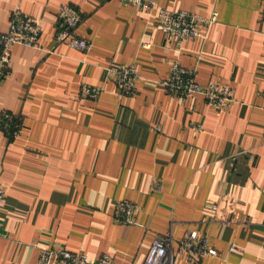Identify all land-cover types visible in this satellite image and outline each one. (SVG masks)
I'll return each instance as SVG.
<instances>
[{
    "label": "crops",
    "instance_id": "crops-1",
    "mask_svg": "<svg viewBox=\"0 0 264 264\" xmlns=\"http://www.w3.org/2000/svg\"><path fill=\"white\" fill-rule=\"evenodd\" d=\"M83 20L82 52L56 42L58 8ZM218 20L205 37L180 39L156 10L121 0H0V31L20 9L42 30L15 45L0 88V112L24 117L10 141L0 129V264H37L42 248L109 253L112 264H145L157 233L207 234L215 254L174 264H264V0H158ZM178 61L204 87L230 84L225 109L201 93L173 95L155 80ZM134 65L137 92L124 95L112 67ZM83 84L102 86L83 99ZM137 204L133 223L114 219L118 200ZM236 245L240 250H232Z\"/></svg>",
    "mask_w": 264,
    "mask_h": 264
},
{
    "label": "built area",
    "instance_id": "built-area-1",
    "mask_svg": "<svg viewBox=\"0 0 264 264\" xmlns=\"http://www.w3.org/2000/svg\"><path fill=\"white\" fill-rule=\"evenodd\" d=\"M124 4L137 5L141 8L156 10L161 28L170 35L180 39L205 37V30L218 20V12L210 16L201 15L188 10H170L158 6V0H121ZM57 19L61 28L56 33L57 43H66L82 52L92 48V41L76 33L83 20L80 9L70 3L59 6ZM42 26L34 18L16 9L10 14L9 26L6 31H0V88L8 73L12 49L15 45L36 46ZM196 70L184 67L176 61L170 75L165 79L155 80L173 95L188 97L196 93L204 95L207 102L217 109H225L231 103L237 102L235 88L230 84L212 83L207 87L196 80ZM109 77L119 87L124 95L133 96L137 92L136 81L140 72L134 65L112 68ZM103 87L93 84H83L79 94L83 99H98ZM264 95V90H263ZM24 117L12 111L0 112V129L13 140L22 134ZM5 190L0 187V216ZM137 204L129 199L118 200L114 208V219L120 223H133ZM1 235V234H0ZM177 242V252L186 255L189 261L199 262L202 258L215 254L207 234L196 236L186 232L178 240L171 229L165 233H157L151 242L145 264H174V243ZM232 250H240L236 245ZM37 264H112V256L103 253L97 260H91L87 254L65 248H42Z\"/></svg>",
    "mask_w": 264,
    "mask_h": 264
},
{
    "label": "trees",
    "instance_id": "trees-1",
    "mask_svg": "<svg viewBox=\"0 0 264 264\" xmlns=\"http://www.w3.org/2000/svg\"><path fill=\"white\" fill-rule=\"evenodd\" d=\"M58 31V30H57ZM24 127H25V122H24ZM24 129V128H23ZM10 141H13L11 137H8Z\"/></svg>",
    "mask_w": 264,
    "mask_h": 264
},
{
    "label": "rangeland",
    "instance_id": "rangeland-1",
    "mask_svg": "<svg viewBox=\"0 0 264 264\" xmlns=\"http://www.w3.org/2000/svg\"><path fill=\"white\" fill-rule=\"evenodd\" d=\"M112 68H115V67H112ZM112 68H111V69H112ZM101 87H102V86H101Z\"/></svg>",
    "mask_w": 264,
    "mask_h": 264
}]
</instances>
